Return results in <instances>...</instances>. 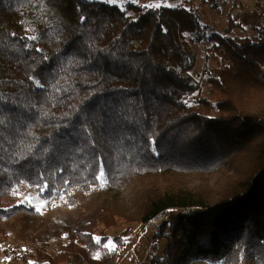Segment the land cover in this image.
<instances>
[{
    "label": "trees",
    "instance_id": "16d2710c",
    "mask_svg": "<svg viewBox=\"0 0 264 264\" xmlns=\"http://www.w3.org/2000/svg\"><path fill=\"white\" fill-rule=\"evenodd\" d=\"M201 40L204 92L190 73ZM20 182L72 202L53 220L17 201ZM184 206L203 210L157 227L150 264H264V3L245 16L233 2L219 34L192 4L0 0V236L36 232L45 264H107L100 224Z\"/></svg>",
    "mask_w": 264,
    "mask_h": 264
},
{
    "label": "rangeland",
    "instance_id": "374dc122",
    "mask_svg": "<svg viewBox=\"0 0 264 264\" xmlns=\"http://www.w3.org/2000/svg\"><path fill=\"white\" fill-rule=\"evenodd\" d=\"M110 3H115L120 9H125L128 3H135L142 6H176L181 5L189 7L191 4L198 8L201 22L208 26V28L215 30L221 34L226 27V15L230 11L233 2H237L239 10L245 16H251V12L255 6L256 1L264 0H217L219 5L214 8L209 2H202V0H104ZM244 23V20L242 18ZM211 44L210 41L201 40L191 44V48L196 56V64L194 69L190 72L191 75L197 79L202 86V92L207 88L206 85V71L210 68L211 62L207 60V48ZM220 176H204L198 178V184L200 189L210 190L212 194L218 192V188L215 186L216 180ZM103 183V186L101 184ZM214 184V185H213ZM105 186V180L99 182L98 190H102ZM72 191L74 196L76 193ZM17 197V201L32 205L36 210L42 213H47L52 208V219L61 217L65 211V207L72 202V199L67 197H51L49 199H42L34 186H30L27 183H18L12 192ZM178 211V209H169L166 212L158 215L153 221L148 224H142L138 221H126L118 220L112 227H105L103 224L98 226L96 238L99 239L100 232H103L107 236V245L110 250H115L118 253L117 264H126L130 260H137L141 264H147L152 259L153 255V240L152 234L154 231L163 224L167 218L169 220L172 213ZM6 218L0 219V223ZM134 230V231H132ZM5 235L0 236V264H45L42 261H38L36 257L31 255L35 248H41V244L36 239V232L27 230L22 232L20 227L10 228L5 226ZM120 239V242L115 240ZM66 242L64 236H59L55 239H51L47 242V252L54 254L58 252L61 246ZM158 251L157 255H161L164 249V241L157 243ZM113 254V253H112ZM112 259V258H111ZM112 264V261L107 263ZM194 264H225V263H204L198 262ZM242 264H248L243 262ZM256 264V263H250Z\"/></svg>",
    "mask_w": 264,
    "mask_h": 264
},
{
    "label": "built area",
    "instance_id": "2783aa9c",
    "mask_svg": "<svg viewBox=\"0 0 264 264\" xmlns=\"http://www.w3.org/2000/svg\"><path fill=\"white\" fill-rule=\"evenodd\" d=\"M202 210L203 209L198 206H184L182 208H179L177 213L183 216H191V215H195L197 213L202 212ZM164 221H167V218ZM117 260H118V253H116L115 250H113L112 259H111L112 264H117ZM126 264H141V263L138 262L137 260H130ZM147 264H150V261Z\"/></svg>",
    "mask_w": 264,
    "mask_h": 264
},
{
    "label": "snow or ice",
    "instance_id": "6c2138e0",
    "mask_svg": "<svg viewBox=\"0 0 264 264\" xmlns=\"http://www.w3.org/2000/svg\"><path fill=\"white\" fill-rule=\"evenodd\" d=\"M81 19H84V18L82 17ZM32 38L34 39L35 37H32ZM96 179L99 180V181H101V182L104 181V173H103V170H101L100 175L97 176ZM65 183H67V181H65ZM101 186H103V183L101 184ZM61 199H63V197H61ZM23 202L24 201H21V203H23ZM106 247H107V245H106ZM97 255H99V254H97ZM30 264H31V262H30Z\"/></svg>",
    "mask_w": 264,
    "mask_h": 264
}]
</instances>
